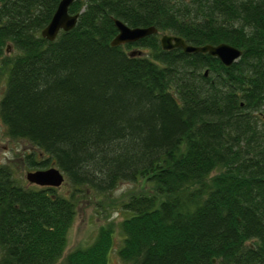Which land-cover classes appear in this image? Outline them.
Segmentation results:
<instances>
[{
  "label": "trees",
  "instance_id": "obj_1",
  "mask_svg": "<svg viewBox=\"0 0 264 264\" xmlns=\"http://www.w3.org/2000/svg\"><path fill=\"white\" fill-rule=\"evenodd\" d=\"M58 2L0 0V123L35 150L26 171L67 185L0 165V264H108L116 240L127 264H264V0H73L49 41ZM114 19L157 33L111 46ZM159 33L240 55L164 50ZM139 180L116 228L63 254L79 196Z\"/></svg>",
  "mask_w": 264,
  "mask_h": 264
},
{
  "label": "rangeland",
  "instance_id": "obj_2",
  "mask_svg": "<svg viewBox=\"0 0 264 264\" xmlns=\"http://www.w3.org/2000/svg\"><path fill=\"white\" fill-rule=\"evenodd\" d=\"M134 49H139V47L131 46L125 50L129 51ZM9 51L10 49L8 47L6 53ZM2 90L3 81L1 80L0 93ZM0 148V165H10L15 177H20L22 183L26 184V180L24 179L26 169L22 164V156L31 151L35 153V150L25 141L9 139L4 134V128L1 123ZM148 189L149 186L139 180L138 182H121L114 189L104 194H82L79 196L76 203L75 217L66 234V246L63 254L76 247L85 246L90 243L100 225L112 222L113 227L116 228L119 221L126 215L122 211L120 203L130 193ZM56 190L57 192H66L67 185L65 181ZM118 243L117 240L114 242V248L109 254L108 264H127L121 261L116 254L115 248L118 246Z\"/></svg>",
  "mask_w": 264,
  "mask_h": 264
},
{
  "label": "water",
  "instance_id": "obj_3",
  "mask_svg": "<svg viewBox=\"0 0 264 264\" xmlns=\"http://www.w3.org/2000/svg\"><path fill=\"white\" fill-rule=\"evenodd\" d=\"M73 0H59L48 23L40 30V36L46 40H53L59 31H67L71 29L78 16L77 13L69 14L67 7ZM116 28V34L110 40L111 46L132 43L136 40L157 33L153 26L147 27H128L118 19L113 20ZM159 45L162 49L180 48L184 53L201 52L217 58L225 66L230 65L240 55V50L226 43H218L216 45L204 44L201 46H193L187 44L181 37L171 33H159ZM140 53V51L131 50L128 55ZM24 179L33 185L58 187L63 182V175L55 167L45 169H34L24 173Z\"/></svg>",
  "mask_w": 264,
  "mask_h": 264
},
{
  "label": "bare ground",
  "instance_id": "obj_4",
  "mask_svg": "<svg viewBox=\"0 0 264 264\" xmlns=\"http://www.w3.org/2000/svg\"><path fill=\"white\" fill-rule=\"evenodd\" d=\"M8 46V45H7ZM209 56V55H208ZM2 148V147H1ZM1 148H0V150H1ZM45 156V155H44ZM42 157H43V155H42ZM41 160V159H40ZM40 162V161H39ZM60 191V190H59ZM121 246V245H120ZM119 249H120V247H119ZM119 249H117V251L119 250Z\"/></svg>",
  "mask_w": 264,
  "mask_h": 264
}]
</instances>
